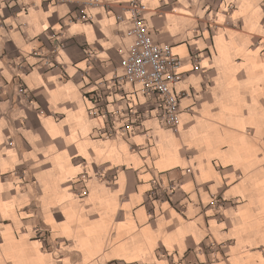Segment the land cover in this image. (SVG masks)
<instances>
[{"label":"crops","instance_id":"1","mask_svg":"<svg viewBox=\"0 0 264 264\" xmlns=\"http://www.w3.org/2000/svg\"><path fill=\"white\" fill-rule=\"evenodd\" d=\"M132 1L0 0V264H264V0H138L176 130L111 86Z\"/></svg>","mask_w":264,"mask_h":264},{"label":"built area","instance_id":"2","mask_svg":"<svg viewBox=\"0 0 264 264\" xmlns=\"http://www.w3.org/2000/svg\"><path fill=\"white\" fill-rule=\"evenodd\" d=\"M146 11L147 7L143 2L135 0L130 3L128 12L132 28L129 31V36L133 39V45L123 61L124 75L115 77L111 81V86L122 89L127 82L140 85L146 97L156 99L161 111L160 120L167 127L176 130L180 123V100L183 94L177 93L174 88L184 77L181 72L182 62L172 52L170 46L160 45L153 41L150 28L144 17ZM116 18L118 22L124 20L122 15H117ZM80 19L90 21V17L85 11L80 15ZM20 91L25 93L23 87L20 88ZM107 116L106 114L108 119L109 116ZM108 122L111 124L100 133L102 137H115L125 132L131 133L136 125L137 129L141 127L134 111L130 112L129 120L121 128L114 125V118L108 119ZM166 192L171 194L172 189ZM40 239L44 238L40 237Z\"/></svg>","mask_w":264,"mask_h":264}]
</instances>
